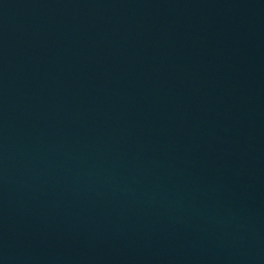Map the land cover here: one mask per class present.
Here are the masks:
<instances>
[{
    "label": "water",
    "instance_id": "95a60500",
    "mask_svg": "<svg viewBox=\"0 0 264 264\" xmlns=\"http://www.w3.org/2000/svg\"><path fill=\"white\" fill-rule=\"evenodd\" d=\"M0 264H264V0H0Z\"/></svg>",
    "mask_w": 264,
    "mask_h": 264
}]
</instances>
